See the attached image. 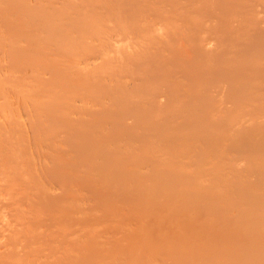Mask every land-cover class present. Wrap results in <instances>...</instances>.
Instances as JSON below:
<instances>
[{
    "label": "bare ground",
    "instance_id": "1",
    "mask_svg": "<svg viewBox=\"0 0 264 264\" xmlns=\"http://www.w3.org/2000/svg\"><path fill=\"white\" fill-rule=\"evenodd\" d=\"M232 1L0 0V264H264V0Z\"/></svg>",
    "mask_w": 264,
    "mask_h": 264
},
{
    "label": "rangeland",
    "instance_id": "2",
    "mask_svg": "<svg viewBox=\"0 0 264 264\" xmlns=\"http://www.w3.org/2000/svg\"><path fill=\"white\" fill-rule=\"evenodd\" d=\"M225 1L227 2V3H226V2H225V3L228 4V3L231 2L232 0H225ZM234 1H236V0H234ZM240 1H241V0H240ZM232 2H233V1H232ZM236 3L239 4L238 7H241V6H240V2L236 1ZM254 3H255V4L257 3L256 5H257V6H260V5H259V3H260L259 0L254 1ZM231 4H233V3H231ZM233 5H234V8H237V7H235V3H234ZM231 6H232V5H231ZM231 6H229V7H231ZM234 8H233V10H236V9H234ZM237 9H238V8H237ZM206 11H207V10H205V12H206ZM208 11H209V10H208ZM187 12H188V14H191L192 16H195V17H193V18H192V17H191V18L188 17V19L190 18V19H191V20H190L191 22L196 23L197 21H194V20H195V18L197 19V18L199 17L198 14H200V11H199V13H198L197 11H196V12H193V13H190V11H187ZM209 12H210V11H209ZM232 12H233V11L231 10V13H232ZM234 12H235V11H234ZM241 14H242V11H241ZM191 15H190V16H191ZM196 15H197V17H196ZM229 16L232 17V16H235V14H232V15H229ZM200 17H202L201 14H200ZM198 19H199V18H198ZM247 34H248V33H247ZM247 34H246V35H247ZM246 35H245L244 37H246ZM249 35H250V33H249ZM80 137H85V136H80ZM82 139H84V138H82ZM112 175H114V174H112ZM99 176H100V179H101V175H99ZM117 176H118V175H117ZM70 177H71V176H70ZM67 178L69 179V176H68ZM72 178H73V177H71V179H72ZM114 178H115V175L113 176V179H114ZM68 179H67V181H69ZM96 179H97V178H94V179H91V180L94 181V180H96ZM98 179H99V177H98ZM98 179H97V180H98ZM51 180H52V179H51ZM87 180H88V179H87ZM87 180H86V181H85V180H80V181L78 180V183L80 184V186L78 187V190H77V191H81V190L86 191V189H88L87 191L92 190L91 187H92V185H93L94 183H93V182H90V183H89V182H87ZM91 180H90V181H91ZM97 180H96V182L94 181L95 184L97 183L96 185H95V184H94V185H95L99 190H101V189L104 188L102 191H103V192H108L107 186H106L104 183L100 184V182H99L100 180H98V181H97ZM103 180L106 181V179H104V178H103ZM115 180H116V179H114V181H115ZM52 181H53V180H52ZM72 181H73V180H71V183H70V182H69V183H68V182H67V183H64V182H63L64 184H72V186H69V185H68L70 189H68V186H67V188H66V185H65L64 191L67 190V193L65 192V195H66V196H68V195H67L68 192H69V194H70V193L72 194V191H74V192L76 191V190H74V183H73ZM82 181H83V182H82ZM101 181H102V180H101ZM56 182H57V181H56ZM65 182H66V180H65ZM57 183H58V182H57ZM88 183H89L91 186H90ZM98 183H99V184H98ZM64 184H62V185H64ZM87 184H88V185H87ZM88 186H89V187H88ZM95 186H93L92 188H94ZM98 186H99V187H98ZM96 187H95L94 189H96ZM44 188H45V187H44ZM42 189H43V188H42ZM72 189H73V190H72ZM98 189H97V190H98ZM44 190H46V189H44ZM68 190H69V191H68ZM95 191H96V190H95ZM102 191H101V192H102ZM45 192H46L47 194H49V193L47 192V190H46ZM97 192H100V191H97ZM71 194H70V195H71ZM120 194H121V193H120ZM115 196H116V194H115ZM110 197H111V196H110ZM110 197H109V199H110ZM116 197H118V196H116ZM112 198H114V195H113V194H112ZM83 199H84V198H83ZM88 200H89V199H87V204L91 205V206H88V209H89V210L86 209L87 207L85 208V206H83L86 202H84V204L81 205V204L83 203V202H81L82 200H76V201H78V202L80 203L79 206H81V207H79V210H80V209L82 210L83 208H85L86 211H82V212H84V213L86 214V212L89 211V213L87 212V213H88V216H89V215L91 216V215H93V213H91V212H92L91 210H93V208H95V207H94L95 204H92V203L90 204V201H88ZM110 200H111V199H110ZM115 200H121V199H120V198H118V199L116 198ZM84 201H86V200L84 199ZM111 201H112V200H111ZM66 202L68 203V201H66ZM88 202H89V203H88ZM123 202H124V201H122L121 203H120V202H119V203L116 202V204L118 205V207H119L120 204H121V205L123 204L122 206L120 205V208H118L120 211L117 209L120 213L122 212V210H124V209H123L124 207H125V209L127 208L126 205L124 206V203H123ZM75 203L78 204L77 202H75ZM76 204H74V205L76 206ZM87 204H86V206H87ZM130 205H131V204H130ZM134 205H135V204H134ZM75 206H74V207H75ZM92 206H93V207H92ZM123 206H124V207H123ZM201 206H202V205H201ZM201 206H200L199 209L202 210ZM77 207H78V206H77ZM77 207H76V209H77ZM82 207H83V208H82ZM115 207H116V206H115ZM115 207H114V208H115ZM129 207H130V206H129ZM129 207H128V208H129ZM203 207H205V210H209L210 214H211L212 212H214V211H210V210H211L210 208L207 209L208 207H206L205 205H203ZM68 208H69L68 211H71V210H72V209L70 210V207H68ZM90 208H92V209H90ZM116 208H117V207H116ZM131 208H132V207H131ZM65 209H66V208H65ZM74 210H75V208H74ZM74 210H72V211H74ZM112 210H113V209H112ZM115 210H116V209H115ZM115 210H113V211H115ZM142 210H143V209H142ZM72 211H71V214H72V215H73L76 211L78 212V210H75V212H72ZM143 211H144V210H143ZM82 212H81V213H82ZM93 212H94V211H93ZM110 212H111V211H110ZM137 212H138V211H137ZM198 212H199V211H198ZM200 212H201V211H200ZM200 212H199V213H200ZM68 213H69V212H68ZM79 213H80V211H79L78 213H76V214L79 216ZM81 213H80V215H81ZM84 213H83V217H85V216H86V217H85L84 219L81 218V220L78 219L79 221H84L83 224H82V222H80L82 225L79 223L78 220H77V222H75L76 219H75V220H74V219L72 220V218H73L72 215L67 214V213H66V214L64 213V214L66 215V217H68L67 215H70V218H68V219H70V220L68 221V223L72 221L73 223H75V224H74L75 226H76L77 223H78V224H80V225L82 226V228H84L85 224L87 225V223H88V225H89V224L92 225V223H93V224H95V226L97 225V226H96V229H97L98 226H100V224L98 223V219H100V218L97 219V218H95L96 216H94V215H93V219H92V216L88 218L87 215L84 216ZM117 213H118V212H117ZM120 213H118L120 216H117V219H118V217L128 219L126 216L123 217V216L126 215V214H124V215L122 214L123 216H121ZM123 213H124V212H123ZM138 213H139V212H138ZM145 213H146V212H145ZM199 213H198V214H199ZM204 213H205V211H202V212H201V214H202L203 216L206 214V213H205V214H204ZM76 214H75V216H74V215H73V216H74V217H77ZM201 214H199V215H200L201 217H203ZM62 215H63V214H62ZM141 215H145V217H143L144 220L142 219L144 222H145V219H146V221H147V219H148L147 222H150V221H151V220L149 221V217H150V216L144 214V212H142V211H141ZM141 215H140V217L142 218ZM151 215H152V214H151ZM107 216H108V215H107ZM146 216H147V218H146ZM200 216H199V218H200ZM210 216L212 217V214H211ZM80 217H82V216H80ZM97 217H98V216H97ZM105 217H106V216H105ZM105 217H102V220H101V219H100V220H101V223H102V224H105V225H104L105 227H103V230L106 229V231H109V229H108V227H109V226H108V220L105 221V222H103V220H105ZM204 217H205V216H204ZM115 218H116V217H115ZM150 218H151V217H150ZM87 219H88V221H85V220H87ZM90 219H91L93 222L89 223V220H90ZM126 219H124V220L122 219V220H121V219L119 218L120 222H122V223H121V227H119V228H120L119 230H121V228H122V224L125 223V220H126ZM134 219H136V218H134ZM134 219L131 220V218H130L129 221L126 220V222H130V220H131V221H135ZM151 219L153 220L154 218H151ZM202 219H203V218H202ZM65 220H66V218H65ZM91 220H90V221H91ZM94 220H95V221H94ZM100 220H99V222H100ZM136 220H137V219H136ZM140 220H141V219H140ZM142 220L139 221V222H140V223L143 222ZM168 220H169V219H168ZM96 221H97V222H96ZM110 221H111V220H109V222H110ZM153 221H154V220H153ZM86 222H87V223H86ZM112 222H113V221H112ZM120 222H119V223H120ZM135 222H137V221H135ZM151 222H152V221H151ZM151 222H150V223H151ZM68 223H67V225H68ZM110 223H111V222H110ZM110 223H109V224H110ZM115 223H116V222H115ZM130 223H134V222H130ZM70 224H71V223H70ZM70 224H69V226H70ZM98 224H99V225H98ZM106 224H107V226H106ZM112 224H113V225H112ZM112 224H111V226H114V222H113ZM117 224H118V222H117ZM151 224H153V223H151ZM151 224H150V225H151ZM88 225H87V226H88ZM115 225H116V224H115ZM118 225H120V224H118ZM123 225H124V224H123ZM141 225H142V226H141ZM147 225L149 226V224H147ZM147 225H146V223H145V224H140V226H141V231H146L145 228H146ZM153 225H154V224H153ZM153 225H152V226H153ZM156 225H157V224H156ZM75 226H74V227H75ZM87 226H86V227H87ZM136 226H137V225H135V227H136ZM148 226H147V228H148ZM149 227H151V226H149ZM112 228H113V227H112ZM112 228H110V229H112ZM142 228H143V230H142ZM85 229H86V228H85ZM123 229H124V228H122L121 231H124V230H125V229H124V230H123ZM148 229H151V228H148ZM101 230H102V228H99V229H98L100 237L104 235V234H102V233H103V230H102V231H101ZM137 230H138V233H139V234H138V237H140L141 240H142V239L145 240V238L148 239V238L150 237V236L147 237V236H148V235H147V234H148L147 232H146V233H147V234H146L147 236H146V235L143 236V234H144L145 232H143V234H142L141 232H139V231H140V228L137 227ZM84 231H85V230H84ZM151 231H152V230H151ZM79 232L81 233L82 231H79ZM114 232H116V231H114ZM114 232H112V234H113ZM215 232H217V231H215ZM104 233H105V230H104ZM149 233H150V232H149ZM126 234H127V232H126ZM152 234H153V233H152ZM120 235H121V234H120ZM215 235H216V233L213 234V236H215ZM143 237H145V238H143ZM101 238H103V237H101ZM136 246H137V248H136V251H135V252H139V253L141 252V253H144V251L141 250L140 247H139L138 245H136ZM138 250H139V251H138ZM29 257H30V259H31V256H29ZM33 258H35V256H34Z\"/></svg>",
    "mask_w": 264,
    "mask_h": 264
}]
</instances>
